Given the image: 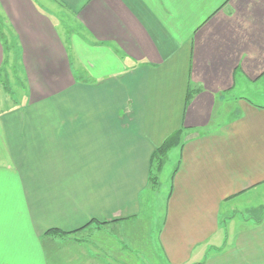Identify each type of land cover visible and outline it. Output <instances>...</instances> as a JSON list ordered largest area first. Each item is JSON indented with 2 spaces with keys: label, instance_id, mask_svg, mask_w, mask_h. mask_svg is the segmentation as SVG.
Returning a JSON list of instances; mask_svg holds the SVG:
<instances>
[{
  "label": "crops",
  "instance_id": "obj_1",
  "mask_svg": "<svg viewBox=\"0 0 264 264\" xmlns=\"http://www.w3.org/2000/svg\"><path fill=\"white\" fill-rule=\"evenodd\" d=\"M35 1L0 0V68L21 80L0 113V264H128L147 207L165 264H264V0ZM178 130L162 198L151 156Z\"/></svg>",
  "mask_w": 264,
  "mask_h": 264
},
{
  "label": "rangeland",
  "instance_id": "obj_2",
  "mask_svg": "<svg viewBox=\"0 0 264 264\" xmlns=\"http://www.w3.org/2000/svg\"><path fill=\"white\" fill-rule=\"evenodd\" d=\"M35 2H39L35 1ZM47 2V0H46ZM43 1V3H38V8L46 12L48 9L47 7H50L48 3ZM47 13V12H46ZM48 14V13H47ZM49 17L52 19L54 24L56 25V28L58 30V33L60 34V37L62 38L64 45L69 43L70 40L74 38V34L76 32L75 25L73 24L72 20L67 18L65 14L61 15H53L49 13ZM9 38H11L8 35ZM15 42V47L18 49L17 42ZM9 44V40H8ZM10 60L12 57V52H10ZM10 80H12V76L10 75ZM264 83V82H263ZM262 85V84H261ZM11 89L13 90V94H10L11 99L8 97V94L0 87V113L6 110L7 108L13 107L15 104H19L21 99L19 98L21 94V90L15 83L12 84L11 82ZM21 97V96H20ZM177 153V152H176ZM176 164V159L171 155V152L168 153L165 165L162 169V172L159 175V182H160V189H159V196L164 197L167 194V190L169 187V177L170 173L172 171L173 166ZM1 183H0V194H1ZM17 188L18 185L16 184ZM147 198V196H146ZM144 200V198H143ZM162 199L156 201L161 202ZM162 204H164V201H162ZM162 209V208H161ZM160 210V209H159ZM152 211L150 207H147L143 210L142 216L137 218L136 220L129 222L128 224H125L127 231V242L126 247L124 249L127 252V256L129 258V261L127 260L128 264H165L163 253L160 249V245L157 241V227L159 225L157 223H154L153 225L148 223L146 220L151 219L147 217V214ZM161 219V216L158 215L157 221L159 223V220ZM20 220L22 223V216H20ZM156 221V222H157ZM20 223V225H21ZM23 224V223H22ZM26 227L25 225H23ZM113 229L107 230V235L111 236H117L113 235L112 232ZM124 232V231H122ZM130 232V233H129ZM130 234V235H129ZM95 240V239H94ZM102 241V240H101ZM120 246H124L121 243H119ZM134 250L135 253L132 251ZM130 252V253H129ZM132 254H135L136 258L132 256ZM9 255L8 249L1 248L0 247V258H5ZM137 259L138 261H135Z\"/></svg>",
  "mask_w": 264,
  "mask_h": 264
},
{
  "label": "trees",
  "instance_id": "obj_3",
  "mask_svg": "<svg viewBox=\"0 0 264 264\" xmlns=\"http://www.w3.org/2000/svg\"><path fill=\"white\" fill-rule=\"evenodd\" d=\"M2 27H3V23L2 20L0 19V38L2 40L3 43V47H4V51H6V53L10 50L9 45L10 42L8 44V40H7V36H3L2 35ZM7 58H4L2 67L0 68V85H2L3 90L8 94H12V89L10 87V83L7 80V71H6V67L8 65L7 63ZM16 74V73H15ZM15 83L20 86L19 84L21 83V80L19 79L18 76L15 75ZM199 91V89H194V88H190L188 89V93H187V101L189 102V100L194 96V94H196ZM182 143V130H178L176 132H174L172 135H170L160 146H158L152 153L151 156V165H152V170L150 171V177H149V186L151 188L157 189L160 188V182H159V175L162 172V169L165 165L168 153L170 150L176 148L177 146H181ZM176 170H174L175 172ZM91 223H96L97 225H103L105 223H97L96 221H90ZM89 226L86 225L81 229H78L76 231L73 232H69V233H63V232H59V231H49L48 233L51 234H60V235H66V234H76L78 232H80L81 230L87 228Z\"/></svg>",
  "mask_w": 264,
  "mask_h": 264
}]
</instances>
